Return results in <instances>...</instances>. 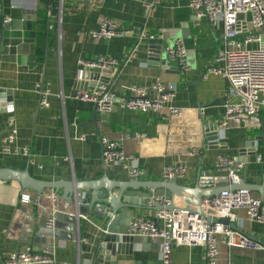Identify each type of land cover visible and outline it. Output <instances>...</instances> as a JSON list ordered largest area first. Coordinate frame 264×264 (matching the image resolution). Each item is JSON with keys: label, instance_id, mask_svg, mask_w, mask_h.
Listing matches in <instances>:
<instances>
[{"label": "crops", "instance_id": "1", "mask_svg": "<svg viewBox=\"0 0 264 264\" xmlns=\"http://www.w3.org/2000/svg\"><path fill=\"white\" fill-rule=\"evenodd\" d=\"M143 1L149 0H65L61 15L60 0H3L4 16L12 21L6 24L0 17V149L9 121L14 119L18 128L15 146L28 147L32 157L0 155V169H28L33 178L47 182L92 183L105 175L116 183L135 181L121 167L103 168L101 137H106L121 142L125 153L136 159L144 173L139 178L142 182L165 181L164 168L181 159L188 174L176 182L194 188L203 171L226 177L216 170V163L220 156H228L245 163L241 181L262 189L264 110L248 125L232 126L225 132L218 126L229 86L225 79L207 73L216 65L221 30L213 29L206 20L196 24L189 8L191 0H159L161 4L151 12ZM105 18L114 20L128 35L110 40L89 37L88 32L97 30ZM142 31L164 33L154 41L143 40L134 58L127 61ZM177 39H183L188 52L190 70L186 73L166 52ZM99 56L117 60L119 67L101 73L80 66L81 60ZM109 81L123 96L128 95L125 88L129 87H150L157 81L172 85L177 91L172 105L183 114L163 120L151 112L115 109L105 116L95 105L73 99L77 91L86 92ZM41 89L51 94L49 108L40 106ZM191 151L195 154L189 155ZM140 191L144 195L149 190ZM63 193V189L58 193L47 190L39 197L33 191L23 192L18 183L0 181V252L17 253L28 247L40 252L46 245H54L57 264H92L105 235H129L132 218L156 215L121 210L111 219H103L81 210L76 216L78 233L75 206L61 200ZM24 194L33 202L24 204ZM114 194L118 196L119 190ZM251 194L262 201L260 191ZM175 204L184 207L182 199L176 198ZM204 211L218 218L225 215L210 206H204ZM58 213L55 233H47V221ZM235 214L236 232L264 247V223L251 221L243 210ZM113 245L122 248L114 257L108 252L110 264H160V238L137 236L133 242ZM219 250V264H264V249L221 244ZM204 257L201 246H180L174 249L172 264H205Z\"/></svg>", "mask_w": 264, "mask_h": 264}, {"label": "built area", "instance_id": "2", "mask_svg": "<svg viewBox=\"0 0 264 264\" xmlns=\"http://www.w3.org/2000/svg\"><path fill=\"white\" fill-rule=\"evenodd\" d=\"M65 0H60L62 15ZM101 0H94L95 3ZM148 11L155 10L161 2L149 0L142 2ZM189 8L198 25L201 21H208L216 30H221V48L214 64L208 69L207 75H215L225 79L228 83L224 114L218 124L220 131H228L232 126L248 125L264 110V0H191ZM251 16L250 20L241 17ZM0 17L4 23L12 21L5 17L3 0H0ZM128 31L118 28L117 23L109 18L103 19L97 30L88 32L94 40H110L115 37L128 35ZM159 35L142 31L137 44L130 51L127 61H131L143 40L154 41L162 38ZM255 44L257 47L250 48ZM170 60L176 63L178 69L184 73L190 70L188 52L183 39L175 40L166 47ZM80 66L87 70L101 73L109 72L119 67V62L108 56L81 60ZM127 96L120 95L112 87L111 81L102 82L86 92L77 91L73 99L95 105L98 112L110 114L115 109L129 110L142 113H155L163 120L180 117L183 110L172 105L177 91L172 85H165L157 81L150 87L125 88ZM50 92L41 89L40 106L49 108ZM62 105L65 106V96L60 95ZM18 128L14 119L9 121V130L2 140L0 155L23 156L31 158L28 147H16ZM81 140L85 141L83 137ZM102 166L108 171L116 166L125 170L131 179H139L144 173L138 167L136 159L125 153L119 141L101 137ZM191 151L189 155H194ZM261 161V158L258 159ZM245 163L228 156H220L216 163V170L226 175L231 185L241 182L240 173ZM188 174L187 164L178 159L174 165L164 168L165 181H177ZM54 193V192H53ZM55 202L56 195L51 197ZM39 200V198L37 199ZM22 202L29 204L33 199L29 195L22 196ZM168 206L169 200L158 198L155 203ZM203 206H210L224 213L230 223L236 221V210L246 211L249 219L256 223H264V203L255 198L250 192L224 191L211 201L205 200ZM87 218V217H85ZM79 219V218H78ZM56 227L55 216L47 221L45 230L54 234ZM56 231V230H55ZM79 232V224L77 225ZM129 235L143 236L150 239H161L160 264H172L174 249L180 246H201L205 249V264H219L221 244L229 247L249 249H264L248 237L232 230L222 223L209 224L204 217L187 211L164 210L153 217L136 216L129 225ZM78 243L80 240L77 241ZM0 264H57V251L54 245H46L42 251L36 252L31 247L17 253L4 254L0 252Z\"/></svg>", "mask_w": 264, "mask_h": 264}, {"label": "water", "instance_id": "3", "mask_svg": "<svg viewBox=\"0 0 264 264\" xmlns=\"http://www.w3.org/2000/svg\"><path fill=\"white\" fill-rule=\"evenodd\" d=\"M105 116L108 115L105 114ZM217 137L219 138L218 135ZM0 181L18 183L23 192L33 191L39 197L47 190H55L58 193L60 189H63L64 193L61 196V200L75 206L76 220L77 213L81 210L93 213L103 219H111L112 216H116L121 210L153 211L155 213H160L164 210L170 212L183 210L204 217L209 224L222 223L225 226H230L234 231H239L236 225L230 223L227 218H218L206 213L203 202L205 200H213L224 191H245L250 193L260 191L262 202L264 203V184L262 185V189H257L254 186L246 184L244 181L231 185L227 177L217 178L210 176L205 171L199 175L194 188L179 186L176 181L146 183L135 179L132 182L116 183L109 181L107 175L101 180L92 183L47 182L33 178L28 169L16 171L9 168L0 169ZM140 189L149 191L144 195H140L139 193H142ZM115 190H119L118 196H115ZM159 191H162V193H157ZM158 198H166L170 204L166 206L162 203H155V200ZM176 198L182 199L184 207L176 206ZM58 216L59 213L55 215L56 225ZM77 222L78 225L80 220H77ZM75 228L77 231V226ZM252 239L255 242L257 240L255 237H252ZM133 240L134 237L129 235H105L98 245L92 264H110L108 252H112L114 257L115 251L120 252L122 248L113 244L126 243L128 241L133 242Z\"/></svg>", "mask_w": 264, "mask_h": 264}]
</instances>
